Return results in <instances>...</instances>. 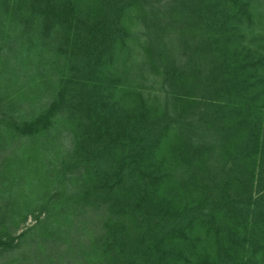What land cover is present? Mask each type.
I'll use <instances>...</instances> for the list:
<instances>
[{"label":"trees","instance_id":"obj_1","mask_svg":"<svg viewBox=\"0 0 264 264\" xmlns=\"http://www.w3.org/2000/svg\"><path fill=\"white\" fill-rule=\"evenodd\" d=\"M27 4L37 36L29 43L48 45L70 66L41 116L55 118L57 140H65L67 125L72 131V153L58 147L71 169L66 178L82 171L89 190L80 197L65 189L67 199L53 192L55 213L77 216L80 206L88 218L95 210L99 237L79 244L99 254L91 264H264V36L255 33L261 0ZM129 20L148 31L138 71L159 73L163 102L111 71L125 60ZM8 120L0 113V141L6 128L27 140L44 131L41 119L23 128ZM28 146L27 153L39 152ZM31 159L44 165L39 153ZM6 187L0 185V252L23 235L5 228L19 225L21 215L15 186L8 195Z\"/></svg>","mask_w":264,"mask_h":264},{"label":"rangeland","instance_id":"obj_2","mask_svg":"<svg viewBox=\"0 0 264 264\" xmlns=\"http://www.w3.org/2000/svg\"><path fill=\"white\" fill-rule=\"evenodd\" d=\"M7 1L8 6L6 3L0 4V113L8 116V121L16 122L19 128H23L25 123L41 119L44 121V131L28 135L27 140L21 132L18 134L5 127L4 138L0 141V185L7 186L4 189L5 195H8L11 183L15 186L13 194L18 203L16 209L21 212L19 225L14 227L6 223L5 228L15 236L23 234L13 250L0 252V264H78L80 261L91 264L99 259V254L96 255L94 249L80 250L79 244L89 245L99 237L96 226L99 224V216L94 214L95 210L89 209L93 216L88 218L82 212L86 208L80 206L75 208L77 216L65 212L55 213L59 209V202L53 192L58 190V196L67 199L69 194L64 192L65 189L72 196L80 190V197H83L84 190H89V184L83 187L87 179L82 171L69 173L68 180L66 178V171L71 169L62 162L66 158L61 155L66 153L58 147L69 149L68 153H72V131L67 125L63 133L65 140H57L53 137L55 129L51 127L55 118L41 116L51 103V94H57L61 88L59 81L69 79L70 66L64 64L66 61L48 45L43 47L35 41L29 43L30 35L36 36L29 31H34L35 15L32 8L25 5V0ZM256 11L260 15L256 16L255 33L264 36V0H261ZM126 25L132 40L126 43L125 60L115 61L111 71L121 74L122 82L127 87L140 84L143 90L152 91L155 98L163 102L167 93L159 73L152 70L146 73L138 71V68L144 66L141 45L148 31L144 30L139 20L126 21ZM124 70L129 71L127 77L123 74ZM50 83L56 84L57 89L43 87ZM27 146L39 150L33 152L39 153L44 161V165L38 164L39 170L33 169L36 162L33 159L29 161L33 153L26 152ZM12 159L15 163L9 166ZM61 168L63 172L58 174ZM8 169L13 171L8 174ZM18 184H21L20 190L24 193L22 197L17 195L21 194ZM63 184L66 188H63ZM50 194L55 197L50 198ZM50 202H53L52 206L47 205ZM4 204L0 198V208ZM25 212L28 213L26 220L21 221ZM62 255L63 261L58 262Z\"/></svg>","mask_w":264,"mask_h":264}]
</instances>
